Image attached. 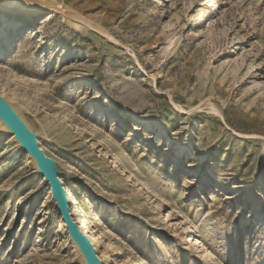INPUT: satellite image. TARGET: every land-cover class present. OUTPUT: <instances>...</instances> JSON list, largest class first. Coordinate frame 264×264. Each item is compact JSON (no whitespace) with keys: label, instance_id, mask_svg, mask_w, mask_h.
<instances>
[{"label":"rangeland","instance_id":"rangeland-1","mask_svg":"<svg viewBox=\"0 0 264 264\" xmlns=\"http://www.w3.org/2000/svg\"><path fill=\"white\" fill-rule=\"evenodd\" d=\"M56 1L69 26L0 10V92L103 263L264 264V0ZM28 164L0 133V264H75Z\"/></svg>","mask_w":264,"mask_h":264},{"label":"water","instance_id":"water-1","mask_svg":"<svg viewBox=\"0 0 264 264\" xmlns=\"http://www.w3.org/2000/svg\"><path fill=\"white\" fill-rule=\"evenodd\" d=\"M0 10L29 17L43 13L56 14L63 17L67 26L69 25L66 20L73 15L64 4L60 5L56 0H0ZM97 33L103 37L102 29ZM0 133L12 137L14 144L27 154L28 167L33 174L41 176L49 186L51 200L61 215L69 241L75 251V264H104L94 243L82 233L72 217L70 199L62 180L63 177L68 176V173L43 150L40 144L41 140H46L43 129L25 108L11 101L1 92Z\"/></svg>","mask_w":264,"mask_h":264},{"label":"bare ground","instance_id":"bare-ground-1","mask_svg":"<svg viewBox=\"0 0 264 264\" xmlns=\"http://www.w3.org/2000/svg\"><path fill=\"white\" fill-rule=\"evenodd\" d=\"M31 20H33V19H29V21H31ZM67 193H68V196H69V199H70V205H71V207L74 206L75 208H77L76 207L77 206L76 199L74 197H71L70 196L69 191H67ZM78 224H80V227L79 228L82 231V233L84 235H86L89 239H91L93 241V243H94L95 246L98 245V247H99V244H101V238H100V236L99 235H93V236L89 235V232H87L88 227H87V224H86L85 221L78 222ZM110 248H111V245L109 244L108 246L105 247V251H108ZM99 256H100V259L105 260V258H104L105 255L101 254L100 251H99Z\"/></svg>","mask_w":264,"mask_h":264}]
</instances>
